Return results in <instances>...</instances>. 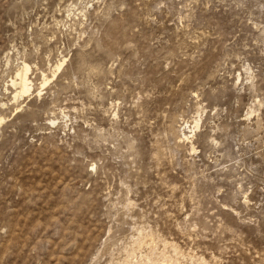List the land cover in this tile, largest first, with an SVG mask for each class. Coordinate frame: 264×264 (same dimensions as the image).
<instances>
[{
	"label": "rangeland",
	"instance_id": "obj_1",
	"mask_svg": "<svg viewBox=\"0 0 264 264\" xmlns=\"http://www.w3.org/2000/svg\"><path fill=\"white\" fill-rule=\"evenodd\" d=\"M163 261L264 264V0H0V264Z\"/></svg>",
	"mask_w": 264,
	"mask_h": 264
},
{
	"label": "bare ground",
	"instance_id": "obj_2",
	"mask_svg": "<svg viewBox=\"0 0 264 264\" xmlns=\"http://www.w3.org/2000/svg\"><path fill=\"white\" fill-rule=\"evenodd\" d=\"M60 66L57 67V70ZM28 68L27 66H23L21 70L18 71L16 75V79L12 82V86L16 88L15 99L27 95L31 91V83L27 77L28 75ZM46 81L44 82L43 86L46 85ZM161 264H173L170 261H163Z\"/></svg>",
	"mask_w": 264,
	"mask_h": 264
}]
</instances>
